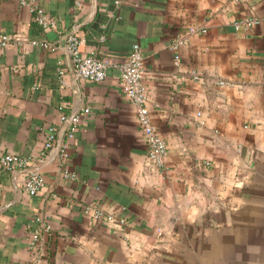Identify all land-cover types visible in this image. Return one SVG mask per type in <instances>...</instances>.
<instances>
[{
    "label": "crops",
    "instance_id": "crops-1",
    "mask_svg": "<svg viewBox=\"0 0 264 264\" xmlns=\"http://www.w3.org/2000/svg\"><path fill=\"white\" fill-rule=\"evenodd\" d=\"M38 2L50 26L0 0V32L12 38L0 48V158L34 160L49 126L66 140L62 113L89 110L66 160L48 150L38 193L0 161V264H264V0ZM246 16L260 21L235 27ZM68 31L84 37L82 55L142 51L151 117L168 143L163 169L146 158L118 71L73 75ZM181 33L188 41L174 50ZM65 166L79 179L64 178ZM93 202L117 219L85 215ZM38 228L41 255L30 247Z\"/></svg>",
    "mask_w": 264,
    "mask_h": 264
},
{
    "label": "built area",
    "instance_id": "built-area-1",
    "mask_svg": "<svg viewBox=\"0 0 264 264\" xmlns=\"http://www.w3.org/2000/svg\"><path fill=\"white\" fill-rule=\"evenodd\" d=\"M122 0H115L116 4L121 3ZM20 3L25 6L31 13L33 19L47 27L52 24L50 15L45 11L44 7L38 0H20ZM260 21L259 18L253 16H246L234 20V25L237 28H249ZM190 30H197L191 27ZM202 31H206L205 28ZM11 35L9 33L0 32V48H5L11 43ZM84 37L76 31H70L66 37L67 44V58L73 75L76 78L90 79L94 81H101L108 75L110 69L118 71L121 80L122 89L127 97L133 102L137 119L143 136L147 144L146 158L149 163L156 165L163 169L166 165V156L168 154V143L166 138L161 134L157 125L154 123L150 107L148 104L149 93L147 86L144 83V54L138 48L133 49L123 59H114L110 56H100L97 54L82 55L80 46ZM188 37L186 34H178L171 43V48L178 50L182 45L187 43ZM44 47L55 49L58 43L50 40H37ZM60 63L63 60H59ZM63 72V71H62ZM221 84H232L233 81L225 79L218 80ZM89 110L85 106L82 110H75L69 113H62L60 119L65 123L64 134L66 140L60 141L58 138L57 129L54 126H49L47 137L42 152L34 159L25 157L13 152L4 153L0 161L4 168H21L25 171L24 188L31 194H36L44 186L45 178L42 172V166L46 162L47 152L49 149L58 147L59 159L62 161L68 157V142L67 139L72 138L79 128L83 114ZM62 175L64 178L76 180L79 175L76 170L65 166L62 168ZM83 213L92 219H105L112 222L117 219L116 214L107 211V209L96 202L88 203L83 206ZM120 220V223H124ZM45 228H49L46 225ZM44 228H38L32 233L30 239V247L41 255L39 247L40 238ZM41 256L30 264H39Z\"/></svg>",
    "mask_w": 264,
    "mask_h": 264
},
{
    "label": "water",
    "instance_id": "water-1",
    "mask_svg": "<svg viewBox=\"0 0 264 264\" xmlns=\"http://www.w3.org/2000/svg\"><path fill=\"white\" fill-rule=\"evenodd\" d=\"M69 32H70V31H68L67 34H68ZM67 34L65 35V40H66Z\"/></svg>",
    "mask_w": 264,
    "mask_h": 264
}]
</instances>
